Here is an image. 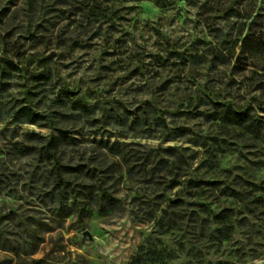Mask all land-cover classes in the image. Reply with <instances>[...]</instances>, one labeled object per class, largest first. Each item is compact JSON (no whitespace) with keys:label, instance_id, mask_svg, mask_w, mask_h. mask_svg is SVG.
Returning a JSON list of instances; mask_svg holds the SVG:
<instances>
[{"label":"rangeland","instance_id":"obj_1","mask_svg":"<svg viewBox=\"0 0 264 264\" xmlns=\"http://www.w3.org/2000/svg\"><path fill=\"white\" fill-rule=\"evenodd\" d=\"M0 264H264V0H0Z\"/></svg>","mask_w":264,"mask_h":264},{"label":"trees","instance_id":"obj_2","mask_svg":"<svg viewBox=\"0 0 264 264\" xmlns=\"http://www.w3.org/2000/svg\"><path fill=\"white\" fill-rule=\"evenodd\" d=\"M22 112L25 113L30 118L29 120H31V122H36V120L40 116L36 112H34L33 109L29 107H22ZM244 114L245 113L237 112V111L231 113L234 120L238 122H241L245 119ZM56 140H60V138L58 136H53L51 140L47 141V143H45L44 147L42 148V153L53 155L58 160V156L56 155V151H57L56 148L58 147V141ZM63 168H66L65 165L62 162L57 161L56 171L59 177H63L64 175Z\"/></svg>","mask_w":264,"mask_h":264}]
</instances>
